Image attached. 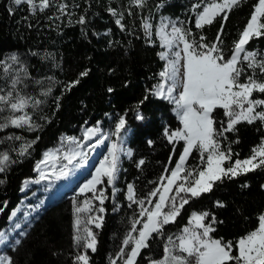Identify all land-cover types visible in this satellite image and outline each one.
<instances>
[{
	"label": "trees",
	"instance_id": "1",
	"mask_svg": "<svg viewBox=\"0 0 264 264\" xmlns=\"http://www.w3.org/2000/svg\"><path fill=\"white\" fill-rule=\"evenodd\" d=\"M210 2L147 0L145 7L138 8L134 0H50V7L33 14L27 4L16 7L12 0H0V95L11 90L12 81L19 75L22 82L17 84V92L39 101L35 105L30 102L19 112L10 108L0 112V123L10 115L18 117L26 113L30 123L38 126L9 125L0 130V156L7 153L10 161H14L0 173L3 181L0 183V232L7 228L11 213L21 202L24 182L37 177L36 167L44 153L58 146L63 137H79L84 127L98 123L112 128L124 117L132 152L131 158L123 161L114 186L106 190L105 214L101 227L94 231L95 252L78 248L74 241L75 207L88 195L78 196L75 201L73 197H66L46 207L20 243L7 250L13 264H76L77 254L85 253L90 257L89 264H123L126 256L121 255L122 251L129 253L133 247L132 244L124 246L123 241L129 233L140 230L145 220L140 215L142 209L138 202L143 201L145 205L150 200L149 194L172 172L185 147L182 141L169 142L164 135L165 129L169 133L182 129L173 114V105L152 94L162 82L159 74L165 67L160 56L162 43L155 29L163 19L176 20L181 28L190 31V40L192 37L199 40L203 35V43L211 44L221 27V17L203 28L195 26L197 14ZM63 4L68 5L67 14L59 11ZM257 4L258 0H242L239 7L228 13L221 35L220 54L225 60L233 55L234 45ZM9 8L14 10L9 13ZM120 13L123 19L117 24ZM81 16L85 19L83 24L78 23ZM145 24L151 25V34L149 31L146 34ZM245 48L262 59L264 35L251 39ZM12 56L18 62L11 61ZM242 64L246 71L240 81L246 82L252 70L246 67L247 62L242 60ZM85 71L87 76L81 77L80 73ZM255 78L264 79V74L257 70ZM77 79L79 83L69 89L67 86ZM253 98L264 99V94L253 92ZM137 113L143 116L142 120L137 119ZM211 115L216 128L221 121L226 126L223 109L218 107ZM236 128L235 133H225L227 139H219L221 151L231 146V160L225 162V168L251 157L253 149L264 141V126L260 121L251 125L241 122ZM237 138L239 143H234ZM25 145L28 146L25 154L20 155ZM206 158V153L202 157L194 149L186 161L183 176L193 181L196 171L206 168ZM140 160L145 163L138 166ZM245 184L248 187H242ZM129 185L133 188V200L128 199ZM262 186L264 166L246 174L241 172L232 179L224 177L222 182L214 184L211 192L190 199L175 222L164 225L162 234L153 233V238L148 240L149 247L140 251L136 264L162 260L166 247L170 246L169 238L176 244L183 229L191 224L193 214L203 212L210 214L204 224L210 222L212 215L217 220L210 236L232 241L235 248L239 238L258 228L259 217L264 215ZM175 192L176 187L171 196ZM217 201L226 207H216ZM134 221L140 222L135 225L137 231L132 232Z\"/></svg>",
	"mask_w": 264,
	"mask_h": 264
},
{
	"label": "snow or ice",
	"instance_id": "2",
	"mask_svg": "<svg viewBox=\"0 0 264 264\" xmlns=\"http://www.w3.org/2000/svg\"><path fill=\"white\" fill-rule=\"evenodd\" d=\"M14 6L19 7L22 4H27L32 13L35 14L37 10L43 11L51 6L50 0H40L37 4L36 0H12ZM242 0H211L203 11L197 14L196 27L203 28L205 25H211L216 17H221V27L218 30L216 40L211 44H205L203 41L205 37L200 35L199 40L191 36L189 30L176 27L175 23L171 21H161L160 35L162 39V46H166L171 53L172 59L169 58L168 53H160L161 59L168 61V68L162 71L159 75L163 78L164 83L159 84L153 95L158 96L162 100H168L175 104L177 115L182 124L183 131H176L169 133L165 129L164 135L169 142L183 140L185 147L183 154L180 157V162L176 166L175 171L171 172V177L167 178V186L163 187V193L159 195V202L154 205V210L149 211L144 208L143 201H139L142 209L141 216H146L147 221L142 224V229L138 232V237L134 238L131 233L124 239L123 245L128 246L130 242H134V246L129 253L122 251L121 255L126 256L125 264H136V257L140 254L143 248L149 247L148 240L153 238L152 234H162L164 225L175 222L176 217L180 214V210L189 203L192 198H199L203 193L211 192L216 182H222L224 177L232 179L233 177L242 173L255 171L257 168L264 166V141L261 145L253 149V155L243 161L237 160L234 164L224 167L225 161L231 160V146L221 151L219 139H227L225 133L238 131L236 125L241 122H246L248 125L260 121L264 126V99H254L253 92L264 94V79H256L257 70L264 74V58L257 59V53L250 52L245 48V45L255 37L264 35V23L261 19L264 18V0H258L254 13L251 15L249 22L244 30L241 32L239 39L236 41L233 49V55L230 59L225 60L222 52L223 41L221 35L224 31V23L228 19V13L233 8L239 7ZM134 4L138 8H143L147 4V0H134ZM162 6V5H160ZM67 4L60 6L59 11L65 13ZM14 9L9 8L11 13ZM113 15H117L115 10L110 9ZM119 19L116 23L120 24L123 19V13L119 14ZM78 23H85L83 16L80 17ZM172 23V30L169 34L167 32L168 24ZM145 31L148 34L151 25L145 24ZM183 44L181 51H172L174 46ZM243 53V57H241ZM35 55V53H33ZM13 62H18L15 56L9 58ZM181 60L184 63L181 65ZM243 61H247L246 67L252 70V75L247 76L246 82H241L240 77L246 71ZM181 69H183L181 71ZM87 71L80 73V76H87ZM21 78L17 75L16 79L11 83V90L4 95H0V112L6 108H10L13 112L22 111L31 102L33 105L38 104L39 101H34L29 97H25L17 92V84L21 83ZM170 82V83H169ZM79 83V79L72 82L67 87L70 89ZM177 88L179 91L176 92ZM109 92L112 89H108ZM174 92L176 95H174ZM15 93V95H13ZM147 99V96L145 97ZM224 110V115L227 117V123L220 122V127L216 128L214 125L216 121L212 117V112L216 108ZM260 109L257 111V109ZM137 119H143V116L137 113ZM27 124L29 128L38 127L30 123V118L27 114L18 117L9 116L7 120L0 123V130L9 125L15 127H22ZM126 121L124 117H120L115 126V131L112 135L117 138L125 129ZM97 129H88L85 132L87 138H91L92 134ZM107 138V137H105ZM13 139V137H8ZM20 139V137H15ZM73 143H77L75 138H71ZM152 142L149 141V144ZM234 143H239L237 138ZM25 148H22L20 155L25 154ZM82 147V145H81ZM195 149L200 152L201 156L206 152V168L196 171V179L188 182L185 178L184 183L177 184L176 181L180 178V173L184 171V165L187 157ZM59 151V150H57ZM122 145L118 146L116 142L111 144L108 156H106L96 169L95 175L80 189L81 193L92 192L95 198L100 200V204L104 203V191L98 190L97 185L105 183L114 184L119 170L120 153L124 152ZM127 156L131 158L132 152L128 150ZM82 155L81 152H74L71 155L65 154L64 159L68 164H72L73 160ZM53 158L51 154L45 156L42 163H47L49 159ZM259 158V159H258ZM10 161L7 153L0 156V173L6 171ZM144 160L138 162V166L143 165ZM54 170V167H53ZM37 172H41L40 179L47 178V173L42 172L39 165L36 168ZM68 175L67 165L62 166L61 171L56 176L57 179ZM192 175V172H189ZM3 183V181H0ZM173 187H176V195L184 193L180 197L179 202L175 196H171ZM242 187H248L247 184ZM264 187V186H262ZM114 191H116L114 189ZM160 189L150 193V196H156ZM128 199L133 200V188L128 186ZM216 207H226L221 202H216ZM90 202L85 201L84 207H77L76 212H86L90 210ZM168 208L167 212L164 208ZM2 210V209H0ZM99 212H104L105 209L100 207ZM208 212L200 214H193L191 224L193 228L183 229V234L177 239L178 244L169 238V244L174 247H166L167 253L165 259L155 264H264V215L259 217L258 228L251 231L244 237L236 241L235 248L232 241H223L222 239H214L210 236L211 232L215 231L213 227L217 223L215 215H212L208 224L203 221L209 217ZM90 223H95L96 228H100L102 224V217L96 216L92 218ZM140 221H134L131 231H137L135 225ZM223 223V221H219ZM77 235L74 237L75 244L78 248L91 249L96 251V235L89 229L85 228L84 235L79 234L80 220H76ZM198 229L200 231H198ZM4 233L0 232V237ZM3 241L0 240V243ZM19 244L20 241L15 242ZM178 252L179 254H174ZM235 253V254H234ZM191 258V259H190ZM76 264H89L90 257L85 254H77ZM0 264H13V261L8 257L0 256Z\"/></svg>",
	"mask_w": 264,
	"mask_h": 264
},
{
	"label": "rangeland",
	"instance_id": "3",
	"mask_svg": "<svg viewBox=\"0 0 264 264\" xmlns=\"http://www.w3.org/2000/svg\"><path fill=\"white\" fill-rule=\"evenodd\" d=\"M217 2H220V0H217ZM163 20H165L166 22L171 21V22L175 23L176 27H180L178 21H176V20H170V19H163ZM161 21L156 26L155 33L158 36V38L160 39L161 43H163L162 39H161V35H160ZM261 22L263 23L262 19H261ZM171 30H172V23H169L168 28H167V32L170 34ZM149 33L150 34L152 33V27L149 29ZM162 47H163V53H168L170 59L174 58V57H172L171 53H169V50L166 46H162ZM182 48H183V44L180 43L178 47L174 46L172 51H181ZM181 55L182 56L184 55V53L182 51H181ZM241 57H243V53H241ZM163 60L165 62V67H164L163 71H165L169 65H168L167 60H165V59H163ZM245 62H247V61H245ZM180 63L182 65L184 63V61L181 60ZM182 70L183 69H181V71ZM161 83H164L163 78H162ZM178 91H179V88H177L176 92H178ZM174 95H176L175 92H174ZM165 101H168V100H165ZM169 103L172 104L174 107L173 114L177 117L179 122H181L179 116L177 115L175 104L171 103V102H169ZM22 115H19V116H22ZM181 124H182V122H181ZM88 129H97V131L92 134V137L90 139L85 136V132ZM114 131H115V127L106 128V127H104L103 123H98L95 126L84 127L82 129L79 137H72V136L63 137L60 140V143L58 144V146L51 148L44 153L43 158L38 165H39L42 172L47 173V178L44 180H41L40 179L41 172L36 171L37 172L36 178L28 179L24 182L23 187H22V192H21V194H22L21 202L15 208V210H13V212L11 213L7 228L2 231V233H4V236L2 237V239L5 237H10V239L8 242L3 241L2 243H0V256L9 258L7 250L9 248L15 247L17 245L15 242L17 240L20 241L21 238L25 236V234L27 233L29 228L36 222V220L40 217V215L45 211L46 208L43 211H41L37 216L30 218V214L33 212V210H35L45 200L46 197L66 189L64 187H66L69 183H72V182H74V185L72 186L71 189H68L64 193L61 194L62 198L60 200L66 198V197H73V200L75 201L78 196L88 195L86 198H83V200L80 201V204L78 206L75 207V225H76V220L79 219L80 220V225H79V234L80 235L85 234V232H84L85 228L91 230L93 233L96 229H98L95 227V223H90L89 221L96 216H100L103 219L105 211L101 213L98 211V209L100 207H103L105 209L104 204H105L106 198H107L106 190L109 187H113L114 184L109 185L106 182L105 185L103 186V188H101V189H99V186L102 184H99L96 186L98 190L104 191V197L105 198H104L103 204H100V200L95 198L94 193H92V192L81 193L80 189L84 186V184H86L88 181H90L92 179V177L95 175L96 169L99 167L100 162L106 156H108L109 149H110L111 144L113 142H116L118 144V146L122 145L123 149L125 150L124 152L120 153L119 170L117 173V178H118L120 171L122 169L123 161L125 159L129 158L126 154V152L128 150H130L129 149V142H128L129 132L125 128L121 131L120 137L117 138L116 136L112 135V133H114ZM180 131H183V124H182V129ZM105 137H107V138H105ZM71 138H75V141H78L79 145L77 143H73ZM179 141H182L185 145V142L183 140H179ZM81 145H82V147H81ZM57 150H59V151H57ZM74 152H81L82 155L77 156L73 160L72 164H68V161L64 159V156H65V154L71 155ZM47 154H51V156L53 158L49 159L47 161V163H42V161H44L45 156ZM188 157H187V159H188ZM187 159H186V161H187ZM179 162H180V159H179L177 165L179 164ZM64 165H67L68 175L65 177H61V178L57 179L56 176L61 171V168ZM176 166L172 171H175ZM53 167H54V170H53ZM185 167H186V162L184 165V171H182L180 173V178L176 181V183H178V182L184 183L185 178L187 179L188 182H191V180H192L191 177L183 176V174L185 172ZM224 167H225V165H224ZM170 177H171V173L163 179V182L161 183L160 187L158 188V189H160V192H158L156 194V201L153 203V199L155 196H152L150 198V200L144 205V208L148 209L149 211L154 210V205L159 202V195L163 193V187L167 186V178H170ZM117 178H116V180H117ZM105 180H106V178H105ZM173 189H174V187H173ZM173 189H172V191H173ZM176 191H177V189H176ZM171 193H170V195H171ZM183 195H184V193H180L177 196L176 192H175L173 196H175V199L177 200V202H179L180 197ZM59 197H60V195L58 196L57 201L55 200L52 203L59 202L60 201ZM133 197H134V195H133ZM86 200L90 202V205H91L90 210L86 211V212L77 213L76 208L77 207H84V202ZM168 210L169 209L167 207L164 208L165 212H167ZM143 217L145 219L144 222H146L147 217L146 216H143ZM193 227H194V225L190 224L187 228H193ZM141 229H142V225H141L140 230ZM198 231H200V230L198 229ZM76 232H77V225H76ZM138 232H139V230L135 234H131V235L134 238H136V237H138ZM178 243H179V240L176 244H178ZM130 244H132L134 246V242H130ZM168 247H174V246L170 245ZM174 254H179V253L174 252ZM166 255H167V253H166ZM166 255H165V257H166ZM165 257L160 261H163L165 259ZM160 261H157V262H160ZM123 264H125V258L123 259ZM151 264H155V262H152Z\"/></svg>",
	"mask_w": 264,
	"mask_h": 264
},
{
	"label": "bare ground",
	"instance_id": "4",
	"mask_svg": "<svg viewBox=\"0 0 264 264\" xmlns=\"http://www.w3.org/2000/svg\"><path fill=\"white\" fill-rule=\"evenodd\" d=\"M74 185V182H72V183H69L66 187H64V188H66V189H64V190H62V191H59L58 193H55V194H53V195H49L48 197H46L45 198V200L35 209V210H33V212L30 214V218H33V217H35V216H37L41 211H43L46 207L48 208V205L50 204V203H52L53 201H57V199H58V196L60 195L61 196V194L62 193H64L66 190H68V189H71L72 188V186ZM0 239L2 240V241H4V242H8L9 241V239H10V237H5V238H3L2 239V237H0Z\"/></svg>",
	"mask_w": 264,
	"mask_h": 264
},
{
	"label": "water",
	"instance_id": "5",
	"mask_svg": "<svg viewBox=\"0 0 264 264\" xmlns=\"http://www.w3.org/2000/svg\"><path fill=\"white\" fill-rule=\"evenodd\" d=\"M39 163H40V162H39ZM39 163H38V164H39ZM37 166H38V165H37ZM61 198H62V197L60 196V197H59V200H60ZM53 204H55V202H54V203H50V204L48 205V207L51 206V205H53Z\"/></svg>",
	"mask_w": 264,
	"mask_h": 264
}]
</instances>
